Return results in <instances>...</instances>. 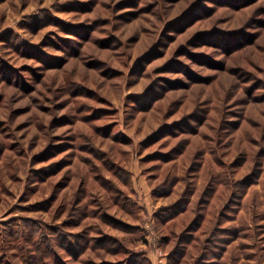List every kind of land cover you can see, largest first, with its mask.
I'll list each match as a JSON object with an SVG mask.
<instances>
[{"label":"rangeland","instance_id":"1","mask_svg":"<svg viewBox=\"0 0 264 264\" xmlns=\"http://www.w3.org/2000/svg\"><path fill=\"white\" fill-rule=\"evenodd\" d=\"M0 264H264V0H0Z\"/></svg>","mask_w":264,"mask_h":264}]
</instances>
